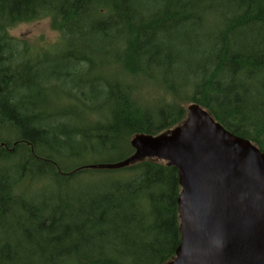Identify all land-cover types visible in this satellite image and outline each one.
<instances>
[{
    "label": "trees",
    "instance_id": "trees-1",
    "mask_svg": "<svg viewBox=\"0 0 264 264\" xmlns=\"http://www.w3.org/2000/svg\"><path fill=\"white\" fill-rule=\"evenodd\" d=\"M45 18L54 45L8 34ZM59 43L52 67L46 50ZM97 55L110 80L93 76ZM51 79L69 86L63 107L45 96ZM140 80L163 97L139 105ZM178 101L264 152V0H0V264L169 261L177 171L153 160L89 166L121 162L133 136L179 125Z\"/></svg>",
    "mask_w": 264,
    "mask_h": 264
},
{
    "label": "water",
    "instance_id": "water-1",
    "mask_svg": "<svg viewBox=\"0 0 264 264\" xmlns=\"http://www.w3.org/2000/svg\"><path fill=\"white\" fill-rule=\"evenodd\" d=\"M185 119L158 135L130 140L121 169L145 160L177 171L180 243L165 264H264V152L190 104Z\"/></svg>",
    "mask_w": 264,
    "mask_h": 264
},
{
    "label": "rangeland",
    "instance_id": "rangeland-1",
    "mask_svg": "<svg viewBox=\"0 0 264 264\" xmlns=\"http://www.w3.org/2000/svg\"><path fill=\"white\" fill-rule=\"evenodd\" d=\"M8 34L12 38L18 41H23L30 48H34V49L49 47L50 45H54L59 39V33L56 29H54V22L50 18H45V19H42L40 21H35V22L17 24L16 26L8 30ZM62 49H63V45L59 43L58 46L48 48L46 50L48 55H50L49 57L51 59L49 62L50 66L53 67V65H56L55 63L56 60L53 56L61 53ZM40 55L41 54H39L38 56ZM97 57H98L97 64H98V68L100 69L101 64L108 62V59L105 57L99 56V55H97ZM92 74L93 76L102 74L108 80L112 78L110 71H106V69H103V68H101L100 70L94 71ZM124 78L128 79L129 81L133 80L132 77L125 76ZM157 79L161 80L159 76H157ZM48 85L50 89H48V91L45 94L46 98L48 99L50 98V100L52 101L55 98H61L62 101L59 102L60 106L62 105L64 106V104L67 103V101L65 100L66 97L64 93L68 90L67 88L69 86L66 85L67 88H65L64 84L61 81H56L55 79L53 80L51 79ZM134 86L136 87L134 89L133 98L141 106L151 105L154 103V101L156 102V100L153 99L154 97H159V96L161 98L163 97L162 91L156 88L158 87L157 85H153L151 83L148 84L140 80L138 84ZM151 86H156V87H151ZM164 98L166 99V96ZM176 104L177 106L186 108L189 103L187 104L186 102L178 101V103ZM86 116L91 120H94L98 117V115H96L95 117L92 114H87Z\"/></svg>",
    "mask_w": 264,
    "mask_h": 264
}]
</instances>
